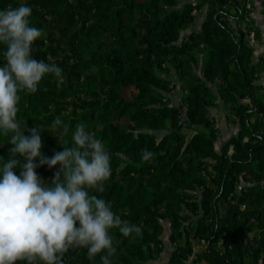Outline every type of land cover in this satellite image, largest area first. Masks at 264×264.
<instances>
[{
    "label": "trees",
    "instance_id": "1",
    "mask_svg": "<svg viewBox=\"0 0 264 264\" xmlns=\"http://www.w3.org/2000/svg\"><path fill=\"white\" fill-rule=\"evenodd\" d=\"M24 5L32 9L30 22L35 18L34 26L44 32L33 45V58L54 62L65 83L46 75L36 93L20 92L17 120L25 136L33 127L41 130L45 157L71 146L80 122L106 145L110 178L103 193H89L110 201L123 221L142 226L140 235L130 237L111 231L117 249L112 264H154L165 249V225L173 246L168 264H264V88L257 84L264 57L253 62L247 38L260 36L252 26V4L28 0ZM18 6L0 0V10ZM202 8L205 16L197 21ZM260 14L264 21V0ZM231 22L247 32L234 33ZM4 50L0 45V66ZM171 82L182 95L177 104L168 97ZM219 106L237 131L216 151L220 127L211 110ZM67 109L68 115H60ZM57 118L68 125L66 136L63 125L52 129ZM11 147L0 135V161L10 158ZM145 149L153 153L148 161L142 159ZM59 167L44 165L36 172L50 184ZM14 171L20 174L19 167ZM246 181L251 186H241ZM105 254L90 258L86 248H70L62 264H101Z\"/></svg>",
    "mask_w": 264,
    "mask_h": 264
},
{
    "label": "clouds",
    "instance_id": "2",
    "mask_svg": "<svg viewBox=\"0 0 264 264\" xmlns=\"http://www.w3.org/2000/svg\"><path fill=\"white\" fill-rule=\"evenodd\" d=\"M31 13L24 4L0 10V45L5 46V62L0 66V135L12 146L10 158L0 161V264H62L70 248H86L90 258L106 253L100 257L101 264H112L117 249L111 231L130 237L140 235L142 226L123 221L110 201L89 193L90 189L103 193L110 178L111 155L106 145L80 122L71 146L45 157L41 130L33 127L25 136V126L21 128L17 120L20 92L36 93L46 75L63 78L54 62L33 58V45L44 32L31 25ZM62 125L61 135L66 136L69 127L60 118L51 127ZM141 155L148 161L153 153L145 149ZM44 165L60 166L50 184L36 172ZM17 167L19 175L14 171Z\"/></svg>",
    "mask_w": 264,
    "mask_h": 264
},
{
    "label": "crops",
    "instance_id": "3",
    "mask_svg": "<svg viewBox=\"0 0 264 264\" xmlns=\"http://www.w3.org/2000/svg\"><path fill=\"white\" fill-rule=\"evenodd\" d=\"M248 2H250L253 6V10L252 13L250 15L251 19L253 20V27L258 29L259 31V38H257L256 40L254 39V37L251 35H249L248 41L249 44L251 45L252 49H253V62L256 63L258 61V59L262 56H264V21L262 19V16L260 14L261 12V4L263 0H247ZM205 16V8H202L201 11L198 12V17L196 18L197 21H200V18H203ZM231 29L233 30L234 33L238 34L239 32L243 31L244 33L246 32L245 29H243V27H239L238 25L234 24H230ZM237 31V32H236ZM199 72V71H198ZM264 83V73L261 74V84ZM182 97L180 91L178 89H176L174 91V94L171 97V103L177 104L180 101V98ZM218 109L216 110V114L213 113V109L211 110V115L215 118L217 124L220 127V134L217 138V140L214 142V148L216 151L219 150L221 144L225 141H227L230 136H232L235 132L232 130L231 133H229L228 131H224L223 126H222V120L226 121L225 117H224V113L222 111L221 106H219ZM168 238V237H167ZM164 242V239H163ZM165 243V242H164ZM168 251L164 250L161 257H167L169 258L170 254L167 253ZM172 252V251H171ZM160 257V259H161ZM160 259L156 262H154V264H159ZM160 264H164V262H161ZM166 264H168V260L166 262Z\"/></svg>",
    "mask_w": 264,
    "mask_h": 264
},
{
    "label": "rangeland",
    "instance_id": "4",
    "mask_svg": "<svg viewBox=\"0 0 264 264\" xmlns=\"http://www.w3.org/2000/svg\"><path fill=\"white\" fill-rule=\"evenodd\" d=\"M15 1H17L20 5L21 4H25L28 0H15ZM189 1H192L193 3H196L198 0H189ZM202 9H200V10H198L197 12H196V17H198V12L199 11H201ZM36 24V19L35 18H33L32 20H31V25L32 26H34ZM230 24H232V25H234L235 23H233V22H231ZM243 27V29H245V31L247 32V29L245 28V25H242L241 26V28ZM237 32V31H236ZM262 57H264V56H262ZM55 81L58 83V85H64V83H65V79H64V76H63V78L62 79H60V78H57V77H55ZM257 84H261V75H260V77H259V79H258V81H257ZM170 85V84H169ZM184 96H186V92H183V97ZM168 101H170V100H168ZM216 110H218V109H213L212 111H213V113L214 114H216ZM51 111H53V109H51ZM70 109H67L66 111H61L60 112V115H68L69 113H70ZM215 118H216V116H215ZM222 122V126H223V129H224V131H228L229 130V133H231V131L233 130L235 133H236V128L235 127H233V125H231L230 123H228L227 121H221ZM234 133V134H235ZM192 135V132L191 131H188L187 132V135H186V137H187V139H189L190 138V136ZM249 177H247V179H248ZM241 186H251V183L249 182V181H246V182H243L242 184H241ZM240 189L238 188V191H239ZM168 235H169V229H168V225H165V234H164V246H165V249L164 250H166V251H168L167 253L168 254H170L171 253V251L173 250V246L168 242ZM167 260H168V258L167 257H161V259H160V261H159V264L161 263V262H164V264H166V262H167Z\"/></svg>",
    "mask_w": 264,
    "mask_h": 264
},
{
    "label": "built area",
    "instance_id": "5",
    "mask_svg": "<svg viewBox=\"0 0 264 264\" xmlns=\"http://www.w3.org/2000/svg\"><path fill=\"white\" fill-rule=\"evenodd\" d=\"M177 83L176 82H171L170 85L168 86V97L174 94L175 91V85ZM166 99L163 100V102H165ZM184 120H186V115L184 113V110L180 111V122H183Z\"/></svg>",
    "mask_w": 264,
    "mask_h": 264
},
{
    "label": "water",
    "instance_id": "6",
    "mask_svg": "<svg viewBox=\"0 0 264 264\" xmlns=\"http://www.w3.org/2000/svg\"><path fill=\"white\" fill-rule=\"evenodd\" d=\"M263 88H264V83L262 84Z\"/></svg>",
    "mask_w": 264,
    "mask_h": 264
}]
</instances>
